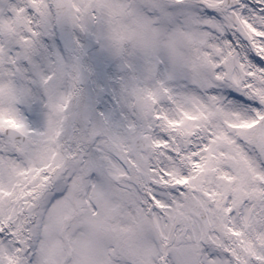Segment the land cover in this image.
Here are the masks:
<instances>
[{"label": "snow or ice", "instance_id": "1", "mask_svg": "<svg viewBox=\"0 0 264 264\" xmlns=\"http://www.w3.org/2000/svg\"><path fill=\"white\" fill-rule=\"evenodd\" d=\"M0 264H264V0H0Z\"/></svg>", "mask_w": 264, "mask_h": 264}]
</instances>
